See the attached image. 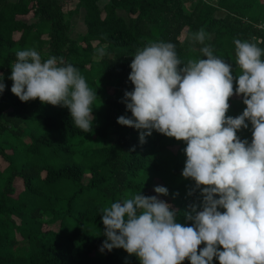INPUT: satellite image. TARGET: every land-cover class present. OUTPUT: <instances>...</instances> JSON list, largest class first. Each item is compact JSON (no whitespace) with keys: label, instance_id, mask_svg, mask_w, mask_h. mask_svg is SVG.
Segmentation results:
<instances>
[{"label":"trees","instance_id":"16d2710c","mask_svg":"<svg viewBox=\"0 0 264 264\" xmlns=\"http://www.w3.org/2000/svg\"><path fill=\"white\" fill-rule=\"evenodd\" d=\"M80 9L85 31L73 37ZM201 29L203 44L193 40ZM235 39L264 49V0H0V264H140L122 248L100 251L102 209L158 195L156 186L169 190L159 199L178 210L177 222L191 226L184 212L202 198L199 190L189 195L195 182L182 176L186 144L155 130L141 143L139 130L117 122L131 117L130 65L137 50L164 41L183 63L205 59L209 46L236 75ZM27 49L63 58L97 92L92 132L77 128L65 107L11 92L10 66ZM229 103L228 116L246 108L241 95ZM248 123L237 134L251 142Z\"/></svg>","mask_w":264,"mask_h":264},{"label":"clouds","instance_id":"9594fccd","mask_svg":"<svg viewBox=\"0 0 264 264\" xmlns=\"http://www.w3.org/2000/svg\"><path fill=\"white\" fill-rule=\"evenodd\" d=\"M205 38L203 29L193 36L201 44ZM234 44L236 75L209 46L201 48L205 59L187 63L164 41L133 56L134 90L124 98L131 117L117 122L139 130L141 143L154 130L183 141L182 176L195 182L189 195L199 190L202 199L184 212L191 226L177 222L178 210L159 199L169 194L163 186L154 188L158 195L137 193L111 203L102 209L101 252L122 248L140 264H213L214 258L219 264H264V49L240 39ZM10 67L11 92L22 102L65 107L77 128L92 132L98 95L76 67L55 56L42 60L32 49L17 51ZM5 89L0 73V95ZM234 95L246 105L236 117L227 115ZM248 122L251 142L237 134Z\"/></svg>","mask_w":264,"mask_h":264},{"label":"rangeland","instance_id":"374dc122","mask_svg":"<svg viewBox=\"0 0 264 264\" xmlns=\"http://www.w3.org/2000/svg\"><path fill=\"white\" fill-rule=\"evenodd\" d=\"M71 31L72 36L76 37L78 33L85 31V26L83 25V10L80 9L79 13L71 18ZM239 95H234L232 98H238Z\"/></svg>","mask_w":264,"mask_h":264}]
</instances>
